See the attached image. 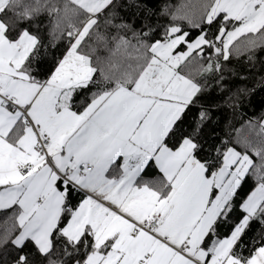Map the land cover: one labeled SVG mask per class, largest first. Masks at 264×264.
<instances>
[{
	"label": "snow or ice",
	"instance_id": "snow-or-ice-1",
	"mask_svg": "<svg viewBox=\"0 0 264 264\" xmlns=\"http://www.w3.org/2000/svg\"><path fill=\"white\" fill-rule=\"evenodd\" d=\"M259 53L264 0H0V264H264Z\"/></svg>",
	"mask_w": 264,
	"mask_h": 264
},
{
	"label": "trees",
	"instance_id": "trees-1",
	"mask_svg": "<svg viewBox=\"0 0 264 264\" xmlns=\"http://www.w3.org/2000/svg\"><path fill=\"white\" fill-rule=\"evenodd\" d=\"M149 4L150 7L159 8V6L169 3L172 5L179 4L181 0H145ZM259 56H264V53H259ZM257 75H264V73H256ZM261 109H264V90L257 89L256 93L251 98V103L247 108L249 115H251L254 111L259 113ZM239 126V125H237ZM8 213L0 212V229H2L5 225V220L7 219ZM11 224V221H9Z\"/></svg>",
	"mask_w": 264,
	"mask_h": 264
}]
</instances>
